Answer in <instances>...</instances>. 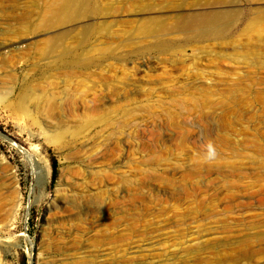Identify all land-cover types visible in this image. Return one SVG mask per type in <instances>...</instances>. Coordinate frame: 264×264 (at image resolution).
Here are the masks:
<instances>
[{"label":"rangeland","instance_id":"rangeland-1","mask_svg":"<svg viewBox=\"0 0 264 264\" xmlns=\"http://www.w3.org/2000/svg\"><path fill=\"white\" fill-rule=\"evenodd\" d=\"M65 1L0 0V264H264V0Z\"/></svg>","mask_w":264,"mask_h":264},{"label":"bare ground","instance_id":"bare-ground-1","mask_svg":"<svg viewBox=\"0 0 264 264\" xmlns=\"http://www.w3.org/2000/svg\"><path fill=\"white\" fill-rule=\"evenodd\" d=\"M70 4H72L71 8L76 10V9H79L78 7L84 4V1L83 0H69V2L65 1L64 3H61L58 10H61L62 8L65 9V7H67ZM226 16H227L226 13H222V15L213 14V13H203V14H198V15L194 14V15L187 16L183 19L178 20L174 24V27L180 30H189L193 34H199L203 31V32H207L208 35L217 36L220 33L218 26L216 25L217 19L224 18ZM60 19H61V22L65 23L71 20V16L69 15L65 18L62 17Z\"/></svg>","mask_w":264,"mask_h":264},{"label":"clouds","instance_id":"clouds-1","mask_svg":"<svg viewBox=\"0 0 264 264\" xmlns=\"http://www.w3.org/2000/svg\"><path fill=\"white\" fill-rule=\"evenodd\" d=\"M218 156V153H217V150L216 148L214 147V145L209 142L207 145H206V151L203 155V160L206 161V162H211L213 160H215Z\"/></svg>","mask_w":264,"mask_h":264},{"label":"trees","instance_id":"trees-1","mask_svg":"<svg viewBox=\"0 0 264 264\" xmlns=\"http://www.w3.org/2000/svg\"><path fill=\"white\" fill-rule=\"evenodd\" d=\"M56 172V164L54 162L51 163V176L54 177Z\"/></svg>","mask_w":264,"mask_h":264}]
</instances>
